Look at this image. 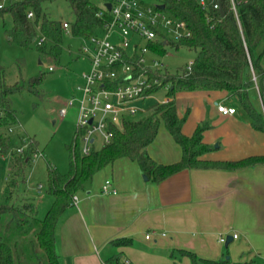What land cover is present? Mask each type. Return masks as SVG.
<instances>
[{
	"label": "trees",
	"instance_id": "16d2710c",
	"mask_svg": "<svg viewBox=\"0 0 264 264\" xmlns=\"http://www.w3.org/2000/svg\"><path fill=\"white\" fill-rule=\"evenodd\" d=\"M46 1L53 3L58 0H33L7 6L0 9V21L6 17L10 19V27L3 24L9 42L29 50L40 34L47 41L42 46L36 45L38 52L58 60L62 54L61 44L65 32L62 23L49 16L44 6ZM63 1L69 5L74 17L70 23L74 37H89L102 26L96 17L99 6L95 0ZM164 2L168 11L185 21L190 29L191 36L171 44V48L186 47L197 51L191 70L185 68L176 73L167 70L156 72L161 82L156 91L168 86L167 97L171 101L159 104L150 115L125 121L122 129L113 130V139L109 145L93 151L89 156H82L79 143L74 140L67 147L69 173L61 174L55 167H48L45 194L53 198V204L44 217H41L34 197L18 198L23 194L22 187L27 182V171L33 165L32 157L38 150V143L29 138V146L24 154L12 150L9 130L18 124V115L11 97L23 89V82L7 84L6 73L0 67L3 77L0 89V154L9 156L11 177L7 193L10 201L0 204V264H61L57 250L60 219L73 206V198L85 191L99 172L120 159L126 158L137 163L141 171L157 184L183 170L234 171L264 165V155L238 161L204 159L210 151L203 142V132L208 126L200 125L193 136H185L182 129L187 116H179L174 99L179 90L224 91L229 98L238 101L249 116L253 128L264 133V0L240 2L237 5V16L231 9L230 0H215L220 3L223 15L213 8L210 11L202 10L197 0ZM29 10L34 11V20L27 18ZM157 50L160 56L167 52V48L162 45H158ZM17 66L19 77L23 79L25 62L19 60ZM42 81L43 75L31 78L26 83L28 91L39 96ZM253 91L259 96L261 109L256 108L252 102ZM162 124L182 150L181 161L171 165L156 163L148 152ZM129 243L119 241L118 245ZM183 254L193 264H260L255 259L233 263L226 257L214 261L202 260L189 252ZM121 257V254L115 256L109 264H118Z\"/></svg>",
	"mask_w": 264,
	"mask_h": 264
},
{
	"label": "crops",
	"instance_id": "0c3cea01",
	"mask_svg": "<svg viewBox=\"0 0 264 264\" xmlns=\"http://www.w3.org/2000/svg\"><path fill=\"white\" fill-rule=\"evenodd\" d=\"M190 95L195 101L182 132L191 137L200 125L208 126L203 142L210 151L204 159L238 161L264 155V133L253 128L236 99L224 91ZM218 105L236 113L223 115ZM165 137V150L155 152V140L149 155L162 165L181 161L180 146L170 134ZM118 165L125 167L126 174L115 176ZM99 173H105L103 179L81 198L77 194L78 204L60 219L61 264H109L119 254L118 264H193L183 252L218 261L224 257L220 236L233 234H238L229 244H233L229 257L233 263L252 259L264 263V165L234 171L183 170L158 184L126 158ZM106 181L112 183L108 195L103 194Z\"/></svg>",
	"mask_w": 264,
	"mask_h": 264
},
{
	"label": "built area",
	"instance_id": "2783aa9c",
	"mask_svg": "<svg viewBox=\"0 0 264 264\" xmlns=\"http://www.w3.org/2000/svg\"><path fill=\"white\" fill-rule=\"evenodd\" d=\"M27 1L33 0H0V9ZM197 1L202 10H222L215 0ZM242 1L245 0H230L236 16L237 5ZM107 4H111L110 10ZM98 6L96 17L102 26L95 34L81 37L83 44L78 58L88 64V69L80 75L79 94L75 93L59 111L64 119L71 108L78 106L75 142L79 143L82 156H89L93 151L109 145L113 130L122 129L125 121L146 115L144 103L155 97L161 84L155 73L165 70L162 63L152 58L157 56L158 45L168 48L191 36L188 24L172 15L164 0H103ZM27 18L34 20L33 10L27 12ZM62 29L71 33L70 23L62 22ZM46 41L40 34L34 40L37 46ZM192 64L187 66L188 71ZM49 71L53 72L54 68L50 67ZM164 89L168 92L169 87ZM170 101L171 98L166 97L162 103ZM218 111L230 116L236 113V109L224 105H218ZM28 140L23 139L21 146L14 151L24 154L29 146ZM42 155L37 150L32 163ZM43 190L44 187L39 185L38 194H42ZM112 192L111 181H106L103 194ZM78 202L76 195L73 205ZM150 237L148 235L147 239ZM227 239L222 235L219 241L225 244ZM232 239H238V234H233Z\"/></svg>",
	"mask_w": 264,
	"mask_h": 264
},
{
	"label": "rangeland",
	"instance_id": "374dc122",
	"mask_svg": "<svg viewBox=\"0 0 264 264\" xmlns=\"http://www.w3.org/2000/svg\"><path fill=\"white\" fill-rule=\"evenodd\" d=\"M102 1L95 0L98 5H101ZM44 6L53 20L61 23L74 21L69 5L63 0L53 3L46 1ZM3 24L11 26L9 17L0 21V67L6 73L7 84L14 85L17 81L23 82V89L11 97L13 107L18 115V124L10 127L11 133L9 130L10 135H12L11 148L14 151L21 146L23 139L32 138L37 141L38 151L43 154L27 171V182L22 187L23 194H20L18 198L34 197L38 203L40 215L44 217L53 204V198L45 194L48 167H55L61 174H68L70 170L67 147L73 144L76 137L78 106L71 108L64 119L60 117L59 111L66 106L75 93L79 94L77 87L82 83L80 75L88 69L87 63L78 58L83 40L74 37L71 33H65L61 44L62 54L56 60L52 56L39 53L36 44L31 49L26 50L15 43L9 42ZM196 57L197 51L186 47L179 49L168 47L165 55L152 56L153 59L162 63L165 70L170 73H176L187 68L188 65L195 62ZM19 60L25 62L22 70L23 79H20L21 76L19 77L20 72L17 66ZM50 67L54 68L53 72L49 71ZM40 75H43V81L39 87L40 95L38 96L28 91L26 83L31 78ZM2 84L3 77L0 73V89ZM166 97L167 91L161 89L155 97L146 100L144 103L145 116L152 114L157 105ZM174 99L176 100L179 116H188V111L195 101L191 99L190 91L179 90L176 92ZM251 99L254 106L261 109V102L256 91L251 93ZM165 136H169V133L162 124L158 137L152 146L155 152L165 150L167 146L165 145ZM109 168L106 170H109ZM126 171L125 167L118 165L115 167L114 173L115 176H122L126 174ZM104 174L99 173L98 176H95L94 181L87 188L93 185L94 182H100ZM9 184H11L9 156L0 154V204L9 203L10 201L7 197ZM39 185L44 187L42 194L37 192ZM87 188L85 191L78 193L80 198L85 195ZM225 237L227 238V235ZM232 245L228 248L225 244L220 246V252L227 259L231 257Z\"/></svg>",
	"mask_w": 264,
	"mask_h": 264
},
{
	"label": "water",
	"instance_id": "95a60500",
	"mask_svg": "<svg viewBox=\"0 0 264 264\" xmlns=\"http://www.w3.org/2000/svg\"><path fill=\"white\" fill-rule=\"evenodd\" d=\"M107 7H108V9L110 10L111 9V4H107ZM161 8L163 9L164 7L163 6H161ZM221 14L223 15V11L221 10ZM148 178L147 177H145V180H147ZM232 242V237L230 236V237H228V239H227V242H226V247H228L229 246V244Z\"/></svg>",
	"mask_w": 264,
	"mask_h": 264
}]
</instances>
